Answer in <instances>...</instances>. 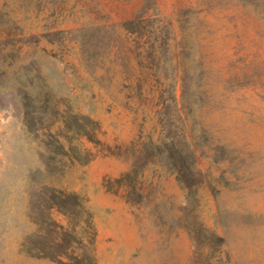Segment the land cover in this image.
Listing matches in <instances>:
<instances>
[{
    "label": "rangeland",
    "instance_id": "1",
    "mask_svg": "<svg viewBox=\"0 0 264 264\" xmlns=\"http://www.w3.org/2000/svg\"><path fill=\"white\" fill-rule=\"evenodd\" d=\"M0 48V264H59L22 243L60 227L98 264H264V0H0Z\"/></svg>",
    "mask_w": 264,
    "mask_h": 264
},
{
    "label": "trees",
    "instance_id": "2",
    "mask_svg": "<svg viewBox=\"0 0 264 264\" xmlns=\"http://www.w3.org/2000/svg\"><path fill=\"white\" fill-rule=\"evenodd\" d=\"M1 52L2 48H0V53ZM20 92L22 93L21 98L24 102L23 105L27 106L29 103L28 92L24 89L20 90ZM177 171L178 173L182 172L179 167ZM49 198L52 206L56 207L68 217H72L74 213L80 211L86 213L81 203H75L76 194L74 193L51 190L49 192ZM86 222L88 223V220L85 218L83 220L85 226ZM60 228L61 229L57 231V235L52 242L47 240L43 229L36 234L34 240L29 241L30 237H27L26 242L22 243V250L30 256L47 257L59 264H98L92 253V249L89 248L92 246V241H89L90 238L88 236L83 235L76 239L71 229ZM77 244H80V247H78L79 253L73 250Z\"/></svg>",
    "mask_w": 264,
    "mask_h": 264
}]
</instances>
